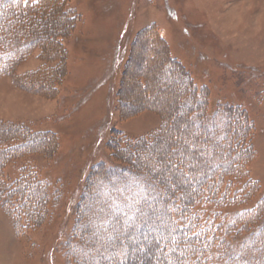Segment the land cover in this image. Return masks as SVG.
<instances>
[{
    "label": "rangeland",
    "instance_id": "obj_1",
    "mask_svg": "<svg viewBox=\"0 0 264 264\" xmlns=\"http://www.w3.org/2000/svg\"><path fill=\"white\" fill-rule=\"evenodd\" d=\"M65 6L79 19L62 35L61 61L45 60L37 50L12 77H0V264H79L70 242L84 245L89 238L81 229L95 218L94 203L83 214L96 194V168L136 166L142 154L132 145L141 141L156 160L166 142L187 129L186 112L198 103L184 95L183 83L166 69L151 72L147 89L138 83L143 63L159 61L146 48L153 45L151 37L140 35L152 25L167 41L169 56L206 90L210 113L225 104L244 109L253 125L248 177L257 185L254 206L264 196V0H65ZM139 41L146 46H135ZM58 67L57 96H43L45 89L28 81ZM208 125L212 134L215 126ZM21 128L29 142L13 140ZM25 143L40 149L25 151ZM121 146L133 150L128 160L121 158ZM172 147L168 150L176 152ZM17 187L20 192H12ZM106 189L112 198L120 194L118 188ZM9 214L19 220L18 228Z\"/></svg>",
    "mask_w": 264,
    "mask_h": 264
},
{
    "label": "trees",
    "instance_id": "obj_2",
    "mask_svg": "<svg viewBox=\"0 0 264 264\" xmlns=\"http://www.w3.org/2000/svg\"><path fill=\"white\" fill-rule=\"evenodd\" d=\"M64 2L65 0H0V77L8 75L12 77L17 65L27 60L37 50L42 53L45 60L61 61L64 54L62 35L70 34L79 19L74 10L68 6L64 7ZM140 35L141 38L151 37L153 45L150 44L146 48H151L152 52L159 57V61L150 60L147 62L148 65L143 63L145 64L141 70L143 77L138 80L139 85L144 84L143 88L147 89L150 87L151 79L154 78L153 73L166 69L173 80L176 79L175 82L183 83L184 87H187L183 89L184 95L193 96L198 104L189 107L186 112L187 129L177 133L170 142L167 141L166 150L163 148L156 160L149 159L153 155H146L151 147L144 146L145 141L133 144L132 146L137 148L136 152L142 154L140 159H137V165L132 168L128 162L129 165L126 166H98L93 187L95 188L102 181L107 188L120 189L118 192L120 194L114 195L113 198L116 202L122 195L123 200L125 197L128 198V202H132L133 199L138 200L142 207L141 197H147L154 208L165 213L164 219L168 225L174 227V235L181 242L180 248H184L187 240H191L195 247L200 249L202 255L199 257L187 253L188 264H264V196L258 199L254 206L250 205L257 190L256 183L248 177V164L254 155V149L249 143L253 125L248 121L244 109L240 108L237 111L238 108L228 104L217 108L216 114L210 113L206 90H200L182 64L169 56V45L159 34L157 27L152 25L143 30ZM135 46L145 47L146 45H142L139 41ZM138 55L134 56L129 69L138 60ZM166 57L168 60L165 59ZM60 67L63 68V66ZM60 73L59 67L51 71L47 69V72L40 71L32 74L28 81H32L33 88L45 89L43 91L47 94H43L42 91L43 96H57L59 92L56 82L60 78L58 77ZM127 75L128 71L123 78V85L127 81ZM156 80L157 77L154 81ZM170 82L172 83V80ZM49 88H52V91ZM141 106L146 107L144 104ZM141 106L138 108L135 106V108L140 110ZM132 111L130 107H126L127 113ZM209 123L215 126L212 127L214 128L212 134L209 132ZM195 126L198 127L195 128ZM162 131L161 133L164 132ZM194 131H199L200 135L193 137ZM14 134L13 140L26 137L29 142L30 134L25 129H18L14 131ZM158 135L159 133L153 136L155 138ZM41 136L45 138L47 135H37L34 140L42 139ZM157 139V143H160V139ZM186 139L194 141L199 146V153L194 160L185 159L181 164L179 153L176 155V152L168 148L172 145L175 146L172 149H186ZM151 143H154V140ZM43 144L47 142H42L40 146ZM40 146H29L25 143L21 149L38 150ZM120 149L124 154V157L120 156L123 160H128L132 156L131 148L121 146ZM193 151L196 150L193 149ZM9 153L7 151L8 155ZM167 155L170 158L168 161L165 159ZM190 163H195L196 167H190ZM167 168H173L174 171L166 172ZM181 169L183 170L182 179L185 181L182 188H177L174 183L168 186L162 182L164 176L175 180ZM119 176L120 179L117 178ZM149 186L154 189L150 194ZM18 188L20 187L12 192H20ZM31 194L36 195V193ZM94 195L92 194L85 203L84 208L87 212L83 214V217L88 215L89 207L95 203V199H98L96 194ZM9 197L12 199L8 195ZM26 202L27 206L31 205L32 198ZM176 208L181 211H176ZM9 216L18 228L19 220L14 215L9 214ZM84 229H81L85 233L83 235L90 237L88 229H90V235L92 229ZM74 240L70 242V246L78 250L75 256L79 264H97V261L99 264L134 262L131 259L123 260V258L120 261L99 260L101 253L96 250L97 245H91L89 238L84 240V245ZM161 246L169 256L172 255L171 245L164 242ZM151 264H156V261L153 260ZM166 264H176V261L172 258Z\"/></svg>",
    "mask_w": 264,
    "mask_h": 264
},
{
    "label": "snow or ice",
    "instance_id": "obj_3",
    "mask_svg": "<svg viewBox=\"0 0 264 264\" xmlns=\"http://www.w3.org/2000/svg\"><path fill=\"white\" fill-rule=\"evenodd\" d=\"M199 135V131L192 133L193 137ZM185 144L187 145L186 149H176L181 158V164L184 163L185 159L194 160L199 153V146L194 141L186 139ZM193 149L196 151L194 152ZM189 166L195 168L196 164L190 163ZM173 171V168L166 169V172ZM182 177L183 170L181 169L175 180H170L164 176L162 182L168 186L174 183L177 188H182L185 183ZM129 190L131 191V189ZM151 191L154 189L149 186V194ZM96 197L98 199H95L93 206L95 218L90 219V223L84 227L85 229H92L89 241L97 245L96 250L101 253L102 259L117 261H120L121 258L123 260L131 259L139 261V264H151L155 260L156 264H166L168 260L174 258L176 264H188L187 253H192L198 257L202 255L200 249L195 247L191 240H187L185 247L180 248L181 242L174 235V227L168 225L164 219L165 213L154 208L147 197H141L143 207L136 199L128 202L127 197L117 203L102 181L97 185ZM176 211L181 210L176 208ZM145 241L146 243H144ZM164 242L171 245V256L161 246ZM178 249L179 254H177ZM97 264H99L98 261Z\"/></svg>",
    "mask_w": 264,
    "mask_h": 264
}]
</instances>
